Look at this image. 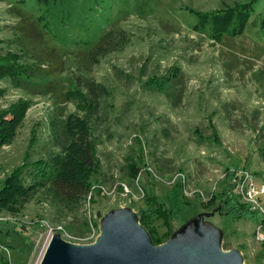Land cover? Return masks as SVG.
Listing matches in <instances>:
<instances>
[{"label": "rangeland", "instance_id": "rangeland-1", "mask_svg": "<svg viewBox=\"0 0 264 264\" xmlns=\"http://www.w3.org/2000/svg\"><path fill=\"white\" fill-rule=\"evenodd\" d=\"M248 3L242 33L231 26L218 38L212 17ZM109 29L124 31L127 44L91 61ZM2 57L0 121L12 134L0 144V189L13 175L25 189L43 182L45 161L68 142L70 115L88 117L98 144L81 209L58 216L39 184L33 196L0 205V264H39L57 235L94 244L126 213L155 247L197 248L205 233L241 264H264V243L253 238L257 216L234 220L220 201L205 206L228 197V169L264 182V0H0ZM11 62L17 66L4 67ZM85 80L107 94L85 90ZM179 172L193 194L171 187ZM147 195L171 210L150 214L158 235L168 231L162 241L141 222Z\"/></svg>", "mask_w": 264, "mask_h": 264}, {"label": "trees", "instance_id": "trees-1", "mask_svg": "<svg viewBox=\"0 0 264 264\" xmlns=\"http://www.w3.org/2000/svg\"><path fill=\"white\" fill-rule=\"evenodd\" d=\"M39 1L43 4L48 3V0ZM249 5L251 4L238 5L236 8L227 10L223 15L213 16L212 25L214 26V33L216 36L219 38V36H222V31L231 26L232 35L242 33L250 17V11L246 10V8L251 10V6ZM25 26L31 34H35L34 29H30L32 27L31 25L25 24ZM24 32L26 33L27 30H24ZM27 37L29 36L27 35ZM127 40V34L122 30L109 29L105 31L99 41L90 50V60L98 62L99 59L106 56L108 53L115 51L117 47H122L127 44ZM14 55L15 54H13V56ZM16 56V58H19L18 55ZM3 58L4 57L0 58V60L5 62V59ZM14 63L15 62H11V64L4 65V67L8 68L10 66L11 69ZM14 66H17V62ZM1 67L2 65L0 63V68ZM82 87L85 90L107 94L100 84L94 85L92 80H85L82 83ZM64 124L68 142L59 153L50 155L45 161L47 165L44 166L48 168V171L47 173L41 174L42 178H44L43 182L31 185L25 189L22 181H18L19 178L17 175L7 178L4 181L3 188L0 189L1 206L6 205L7 207H10V198L11 202L14 203L17 200V194L19 197L29 193H31L30 196H33V194L37 192V189L35 190V188L39 184L43 191L45 202L53 208L55 214L58 216L62 215L63 210L82 208L90 194L89 186L91 184V176L97 165L95 153L98 143L87 116L77 117L70 115L66 118ZM9 125L10 124L3 125L0 121V144L9 141V136L12 134ZM7 129L10 131L9 133L6 131ZM227 172L229 173V169ZM37 174H39V172L36 174L34 172L29 173L30 176ZM133 178H135V174L132 175V179ZM175 187L178 189L179 186ZM223 193H225V191ZM222 197H213L210 201L205 203V206L211 207L213 202L220 201L222 212H225V216L231 217V219L234 220L245 217L247 214L251 215L248 208L239 204L235 198L225 196V198L222 199ZM145 203L152 206L148 205L146 211H143L141 222L149 227L150 231L148 232L151 235L153 242L162 241L164 235H166L168 231L161 236L158 235L156 228H154L153 224L150 222V214L155 215V217L159 219V217L166 215L167 213L172 215L170 212L171 210L169 211L163 208V203L158 202L156 197H147ZM155 204L157 205L153 207Z\"/></svg>", "mask_w": 264, "mask_h": 264}, {"label": "water", "instance_id": "water-1", "mask_svg": "<svg viewBox=\"0 0 264 264\" xmlns=\"http://www.w3.org/2000/svg\"><path fill=\"white\" fill-rule=\"evenodd\" d=\"M201 236L207 243L197 248L179 243L155 247L137 220L126 213L91 245H71L58 235L51 237L39 264H241L237 252L224 253L216 238Z\"/></svg>", "mask_w": 264, "mask_h": 264}, {"label": "built area", "instance_id": "built-area-1", "mask_svg": "<svg viewBox=\"0 0 264 264\" xmlns=\"http://www.w3.org/2000/svg\"><path fill=\"white\" fill-rule=\"evenodd\" d=\"M230 171V170H229ZM228 185V196L235 198L240 204L246 206L253 216H257L258 222L255 226L253 238L260 243H264V182L258 181L253 174L244 169L231 170ZM177 182L171 183V187L179 184L183 192L187 195L186 177L183 173H176ZM138 183V180H135ZM210 196L215 194L214 188L211 189ZM197 196L203 198L201 192H194Z\"/></svg>", "mask_w": 264, "mask_h": 264}]
</instances>
